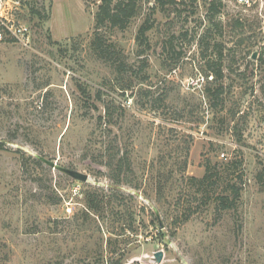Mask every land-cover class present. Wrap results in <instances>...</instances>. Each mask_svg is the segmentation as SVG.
Here are the masks:
<instances>
[{
    "label": "rangeland",
    "instance_id": "374dc122",
    "mask_svg": "<svg viewBox=\"0 0 264 264\" xmlns=\"http://www.w3.org/2000/svg\"><path fill=\"white\" fill-rule=\"evenodd\" d=\"M250 1L139 0L125 30H102L119 73L92 49L99 0H21L31 44L0 42V264H264V0ZM210 162L223 178L202 189ZM228 182L241 197L224 210Z\"/></svg>",
    "mask_w": 264,
    "mask_h": 264
},
{
    "label": "trees",
    "instance_id": "16d2710c",
    "mask_svg": "<svg viewBox=\"0 0 264 264\" xmlns=\"http://www.w3.org/2000/svg\"><path fill=\"white\" fill-rule=\"evenodd\" d=\"M99 8L96 14V30L94 33V38L92 42V49L95 52V54L100 57L101 59H104L106 61H109L113 64L114 67H116L117 71L119 73H123L127 71V64L125 62L122 64L121 62H118V50H116V45L114 43H110L106 38L105 32H102L103 29L107 30H113V29H120L125 30L131 20L135 17V15L138 13V2L139 0H99ZM159 5L161 7H165L168 4L174 3L175 0H158ZM221 4H219V7ZM217 5H215V2L211 3V10L219 9ZM35 13V11H33ZM154 23L151 21V19H148L145 21V23L141 26L138 36H137V43L139 45L149 47V40H148V33L153 28ZM223 55L221 54L220 59H222ZM212 74L215 75L212 76L216 78L217 80L223 79L224 72H223V65L220 64L217 68H209ZM219 94L222 92V88L218 89ZM223 93V92H222ZM209 95L211 97H214L216 95V92L212 91V93L209 90ZM114 113L112 111H106L105 115H100L98 117V124L100 126H103L105 124L110 125L114 122ZM43 157V156H41ZM44 158V157H43ZM35 162L38 164H42V160L40 159H34ZM130 166L129 164V158L128 156H112L110 158V164L109 168L113 172V179L115 178V181L117 183H120L122 179V175L125 174V170L127 166ZM235 165L237 166L236 161H229L227 163H221V166H223L222 169H220V173L226 175L225 179L229 176L228 167ZM220 166V167H221ZM222 171V172H221ZM219 172L213 174L212 173V165L211 162L207 164V170L202 179H196L192 178V182L199 185L198 187H201L202 189L209 188V187H216L217 183H213L214 176H218L219 178ZM264 172H260L257 176L258 182L263 183L264 181ZM223 176L219 178L222 180ZM219 180V181H220ZM240 182H242V175L240 178ZM219 190L216 194V190H214L213 195H217V201H219V205L223 207L224 210H231L235 208V205L237 203V200L241 197V189L237 187V183L231 184V182H228V184L222 188V186H218ZM89 208L93 211H97L96 206L92 202V199H90ZM126 230V228H125ZM162 235L164 236L165 233L163 232ZM112 255L110 256L109 260L107 259L105 262L107 264H124L123 263V256L120 258H116V254L114 252H111Z\"/></svg>",
    "mask_w": 264,
    "mask_h": 264
},
{
    "label": "built area",
    "instance_id": "2783aa9c",
    "mask_svg": "<svg viewBox=\"0 0 264 264\" xmlns=\"http://www.w3.org/2000/svg\"><path fill=\"white\" fill-rule=\"evenodd\" d=\"M244 5H250V0H239ZM21 0H0V42L11 41L23 46L31 44V29L21 20ZM213 78V77H212Z\"/></svg>",
    "mask_w": 264,
    "mask_h": 264
},
{
    "label": "water",
    "instance_id": "95a60500",
    "mask_svg": "<svg viewBox=\"0 0 264 264\" xmlns=\"http://www.w3.org/2000/svg\"><path fill=\"white\" fill-rule=\"evenodd\" d=\"M254 58H256V56H254ZM37 158L42 160L44 163H46L47 165L51 166L52 168L61 171L62 173L70 176L71 178H73L75 180H79V181H82V182H88V179H89L88 175H85V174H83V173H81L79 171H76V170L63 168V167L59 166L56 162L49 161L46 158H43L41 156H37ZM155 212H156V216H157V218L159 220V224H160L161 228H164V225H163V222L161 220L159 212L158 211H155Z\"/></svg>",
    "mask_w": 264,
    "mask_h": 264
}]
</instances>
